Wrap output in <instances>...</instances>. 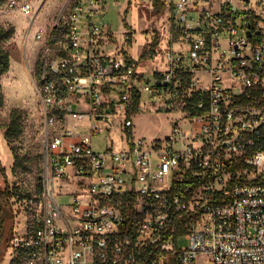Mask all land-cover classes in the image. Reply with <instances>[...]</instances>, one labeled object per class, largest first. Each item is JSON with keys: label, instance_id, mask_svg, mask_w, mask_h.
Listing matches in <instances>:
<instances>
[{"label": "built area", "instance_id": "2783aa9c", "mask_svg": "<svg viewBox=\"0 0 264 264\" xmlns=\"http://www.w3.org/2000/svg\"><path fill=\"white\" fill-rule=\"evenodd\" d=\"M141 1L167 6L166 65L148 77L106 51V0H66L35 34L43 203L32 231L13 228L11 252L27 264H264V0ZM5 4L34 15L29 1ZM155 105H181L183 123L138 138L134 119ZM103 134L111 146L97 150Z\"/></svg>", "mask_w": 264, "mask_h": 264}, {"label": "rangeland", "instance_id": "374dc122", "mask_svg": "<svg viewBox=\"0 0 264 264\" xmlns=\"http://www.w3.org/2000/svg\"><path fill=\"white\" fill-rule=\"evenodd\" d=\"M34 5V15H24L9 11L6 4L0 6V27L15 31L13 37L4 43L11 56L10 71L0 78L5 99L0 110V164L6 175L0 172V189L6 184L13 190L14 227L32 231L41 219L42 182L44 178L43 140L45 124L42 106L36 93V73L40 59V44L35 41V34L50 29L61 6L66 0H24ZM106 0L105 11L95 19L101 22L109 41L106 51L129 54L138 73L148 77L164 69V39L167 35V6L150 4L141 0ZM31 20L34 25L31 26ZM147 99V95H144ZM170 112L156 113L157 105L151 111L134 119L135 133L138 138L147 140L164 137L170 133L172 123L183 119L179 113L181 105H175ZM15 109L24 112L22 118L23 133L12 143L6 138L11 112ZM183 121V120H182ZM181 120L180 122L183 123ZM117 134H112V138ZM106 134L96 140L97 150H105ZM105 141V142H104ZM104 146H100L103 145ZM119 150V145L113 147ZM16 154L18 157H16ZM18 158V161H17ZM69 196L61 194L62 205H69ZM8 231L5 232L7 238ZM10 236V234H9ZM8 236V237H9ZM7 239L0 240V264H27L24 258L13 254ZM179 247L188 246L189 242L181 237ZM2 248V249H1ZM208 257H200L199 264H209Z\"/></svg>", "mask_w": 264, "mask_h": 264}, {"label": "trees", "instance_id": "16d2710c", "mask_svg": "<svg viewBox=\"0 0 264 264\" xmlns=\"http://www.w3.org/2000/svg\"><path fill=\"white\" fill-rule=\"evenodd\" d=\"M8 0H0V6L6 3ZM15 31L12 27L8 29L0 27V78L7 74L11 68V56L4 43L9 41ZM5 99L2 92V85L0 83V110L4 107ZM24 112L22 110L15 109L11 112L10 115V123L8 126V130L6 133V138L12 143L14 140L18 139L23 133L22 126V118ZM16 157L18 155L16 154ZM18 161V158H17ZM0 172L3 176L6 175L5 169L1 167L0 164ZM14 197L13 190L10 188L8 184L5 185L4 188L0 189V240L3 241L7 239V245L4 251L9 247L10 236L12 235L13 225H14V210H13V202L12 199ZM8 234L7 238L5 236V232ZM2 249V248H1ZM0 254V258L2 257Z\"/></svg>", "mask_w": 264, "mask_h": 264}, {"label": "crops", "instance_id": "0c3cea01", "mask_svg": "<svg viewBox=\"0 0 264 264\" xmlns=\"http://www.w3.org/2000/svg\"><path fill=\"white\" fill-rule=\"evenodd\" d=\"M107 137V136H106ZM100 138H102V136L100 137ZM108 141H109V139H108V137H107V139H106V142L108 143ZM105 142V141H104ZM96 146H97V143H96ZM100 146H104V144L103 145H100ZM97 149V148H96Z\"/></svg>", "mask_w": 264, "mask_h": 264}]
</instances>
